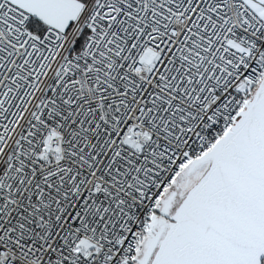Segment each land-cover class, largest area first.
Wrapping results in <instances>:
<instances>
[{"label": "snow or ice", "instance_id": "snow-or-ice-1", "mask_svg": "<svg viewBox=\"0 0 264 264\" xmlns=\"http://www.w3.org/2000/svg\"><path fill=\"white\" fill-rule=\"evenodd\" d=\"M0 264H264V0H0Z\"/></svg>", "mask_w": 264, "mask_h": 264}]
</instances>
